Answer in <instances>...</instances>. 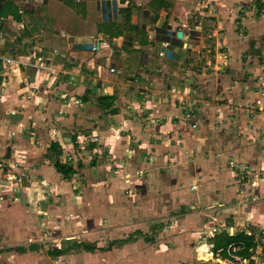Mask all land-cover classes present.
I'll return each instance as SVG.
<instances>
[{"label": "crops", "instance_id": "crops-1", "mask_svg": "<svg viewBox=\"0 0 264 264\" xmlns=\"http://www.w3.org/2000/svg\"><path fill=\"white\" fill-rule=\"evenodd\" d=\"M257 1L0 0V161L23 152V189L32 200L41 199L43 187L59 188L43 202L44 217H33H50L66 243L48 250L41 239L0 246V264H124L101 257L96 241L108 225L99 224L103 216L114 214L107 206L128 199L115 194L119 185L110 180L130 160L135 172H149L140 181L156 198L137 197L144 208L131 231L136 240L146 237L144 222L152 216L159 220L155 236L169 244L143 262L240 264L227 249H215L214 240L246 232L256 242L249 264H264V111L243 106L258 100L254 79L264 75V9ZM39 25L41 44L31 36ZM29 42L32 49L20 53ZM106 95L114 100L103 107L99 98ZM192 107L197 128L184 120ZM58 159L72 160V178L57 171ZM243 172L253 176L247 183H239ZM84 179L94 185L89 196L79 192ZM31 199L20 196L19 206L30 209ZM161 199L177 211L161 214ZM87 226L94 250L77 245L87 242Z\"/></svg>", "mask_w": 264, "mask_h": 264}, {"label": "rangeland", "instance_id": "rangeland-1", "mask_svg": "<svg viewBox=\"0 0 264 264\" xmlns=\"http://www.w3.org/2000/svg\"><path fill=\"white\" fill-rule=\"evenodd\" d=\"M256 3H257L256 4L257 10L259 12H261L264 9V3L261 4V0H258ZM35 26H37V25H35ZM40 27H41L40 25H39V27H35V29L37 30L35 35H31L30 32H20V34L23 35L24 37L26 35L30 34L34 41L41 44V41L43 40V38H42L43 32L41 30L44 28H40ZM40 32L42 34H40ZM17 36H19V33H17ZM17 40H19V42H20L21 38L17 37ZM29 44H30V42L27 44V46L20 47L19 52L20 53H23V52L28 53L27 51H29L30 48L32 49L33 44H35V42L33 44H30V45ZM7 48H8V46L6 47V49ZM40 68L45 69L42 66ZM52 71L55 72L54 69H52ZM254 81H256V84L258 85V87L256 88L257 92H258V100L254 99L251 103H248L247 105H243V106H245L247 109L254 110V111H257L259 113V112L264 111V101H263L264 100V75L262 76V73H261V75L257 79H254ZM26 87L29 88L28 92L31 93V91H32V94L38 93V92H36L38 90L34 89L32 87V85H28ZM39 90H40V88H39ZM28 95L29 94L26 93L25 96L28 97ZM38 95H40V92L38 93ZM245 112H247V111L245 110ZM85 128H87V127H85ZM81 132L84 133L85 130H81ZM93 138H95V136H93ZM4 145L6 148H9L8 147L9 145H6V144H4ZM16 151L17 150H15V152ZM19 152H16V156L13 157L14 159H11L9 162L5 161V160L0 161V163H1V165H0V246H3L4 248H6L9 245L28 244V243H30L31 240L40 241V239L42 240L41 242H43V244L45 245L44 248L47 250L49 248H55L56 246H59V245H65L66 244L64 241L65 239L56 238L59 233L56 234L57 231H55V229L53 227L51 229V226L49 225L50 224V217L48 218L45 216V218L40 219L39 221H38V218L34 219L35 213L40 214L42 217H44L43 213H41V210H45V208L43 206V202H45L47 199H49V197H51L52 195H59V193L57 194V192H59V190H58L59 188H57L55 186L53 188H52V186L43 187L42 191L38 192V194H37L38 197L41 199L32 200L31 198H29V195L25 194L26 192L23 189V187L25 186V181H26V179H28L27 174H26V170H24L23 166H22L23 165L22 160H24V155L22 154L23 152H20V153ZM71 159H67V161L63 162V163L71 165V161H72ZM114 160L115 159H113V158L111 159V161H114ZM126 160H127L126 162L129 161V159H127V158H126ZM132 162H133V160L132 161L130 160L129 163L123 164V168H117L118 170L112 171L113 177H112V180H110V181L114 182L115 188H116V183L119 185V187H118L119 189L115 190V194H117V192L118 193L120 192L118 196L123 195L124 197H126L128 199L124 200L121 198L122 200H124V201H122V203L114 204L112 206L111 205L107 206V209H112V212H114V214H113L111 220H109L108 217L103 216L104 220L102 219L99 224L101 226H103L102 223L108 224V225H106L107 227H105V229L100 230V232L102 233V237L98 238V241H96V242L99 243L100 246H103L101 249L105 250L104 252H98L99 255L103 258H106V257L109 258V256L110 257H116L117 260L119 259V261L124 260V264H129V263L134 264L138 261L140 262L139 264H148V262H146V260H144L145 262H143V258H144L143 256H148L152 251H159L162 249L167 250V248H169V244L166 243V246L163 245L162 240H165V238L161 237L160 234L155 236V232L157 234V230L159 229L158 227H155V224H156V222H159V220H153L152 216L148 217L150 219V221L144 222V223H146V227H147V229H146L147 230L146 235L148 236V237L146 236L147 238L145 236H143V237L141 236V237H139L138 240H136L138 238V236H136V232L131 231L135 228V224H133L132 222L134 220H137L136 217L139 216V214H141V212H143V208H144V205L142 203L137 202V197L141 198L143 195V196H147L148 198L152 199L153 202L156 201L155 200L156 198L154 197L155 196L154 192L150 193V189H148V188L143 189L142 186L144 183H142L140 181L142 179L144 180V176H146L147 173L149 174V172H146V173L135 172L133 167L130 165V163H132ZM108 164H109V162H108ZM112 164H113V162H112ZM118 164H119V162H118ZM118 164L115 163L114 166H120ZM240 164L244 168L250 167V165H247L248 163H240ZM131 169H133V170H131ZM249 170L251 171L252 169L249 168ZM109 171H107V172H109ZM72 175H73V173L69 175V178H65L64 176H62V177H63V179H70V178H72L71 177ZM246 176H248V177L250 176L251 178L253 177L250 174L245 173V172H243V174L240 173V176L238 177L239 183H247L246 180L248 181L249 179ZM115 177H116V179H113ZM81 179H82V177H81ZM127 180H129V181H127ZM82 181H81L82 183H81L80 190H79V192L81 193L80 195L85 196L84 193L82 192V191H84L87 193V196H89L90 193L92 194V191L89 192V189H93L94 185H88V183L85 179ZM123 183H124L123 188L128 189V190L125 189L124 192H122V190H121V186L123 185ZM132 183H133V185H131ZM138 184H140V189H138ZM243 189L244 188L242 187V191L244 192ZM96 192L99 195L100 194L103 195V192H101L100 190L96 191ZM243 192H241V193H243ZM37 195L35 197H37ZM20 196H21V199H22V197H25L27 199H31V201L26 202L25 204L28 205L29 208L32 209L33 211L30 212V209H26L23 206H19ZM121 199L119 201H121ZM102 200H104V199H102ZM164 200L165 199H163V200L161 199V201H159V203L156 204V206L158 205V207H159L158 211L160 212L162 210L161 214H162V212H167V210H172V212L177 211V209H176V207H174V205H170L169 203L164 204L163 203ZM159 204H161V205L164 204V205H162V207H161V206H159ZM163 206L164 207L166 206V207L163 208ZM90 207H92V206H89L88 209ZM95 212H97L99 215L100 207L97 206ZM87 214H92V212L87 213ZM108 214H109V212H108ZM147 216L148 215H145L146 218H147ZM133 218H136V219H133ZM98 219H99V217H98ZM98 219L93 218V221L88 220L89 223L92 224L93 228L98 226L97 225ZM129 219L131 221L128 222ZM163 223L168 224L167 221H165ZM125 226H128V227L126 228ZM37 228H40L42 230V237H40L37 234L36 231L41 232V230H38ZM87 230H88L87 235H85L82 238L87 240L86 243L92 244V243H90V240L95 239V237L93 236V234H90V233H92L91 232L92 231L91 226H87ZM20 233H22L21 236L19 235ZM14 234H16L17 236H14ZM79 240H80V238H79ZM74 241L75 240L71 241L72 246H73ZM110 244H113V247H111V249H113V250L109 254L108 250H110V247L108 248V245H110ZM3 247H1V248H3ZM97 248H99V247H97ZM200 249H201V247H200ZM80 251H82V250L76 249L74 251L75 252L74 254H76L78 256V253ZM197 253H198L197 257H199L200 254H199V252H197ZM202 253L204 254V251H202ZM83 258L84 257H80L79 258L80 261H84ZM201 259L202 260H199V263H201V264H209V263L210 264H214V263L218 264V261L214 258H209L208 260H206L205 258H201ZM226 259H224V260H226ZM230 259L233 260V258L231 256H230ZM219 264H222V263H219Z\"/></svg>", "mask_w": 264, "mask_h": 264}, {"label": "trees", "instance_id": "trees-1", "mask_svg": "<svg viewBox=\"0 0 264 264\" xmlns=\"http://www.w3.org/2000/svg\"><path fill=\"white\" fill-rule=\"evenodd\" d=\"M168 28V27H166ZM113 96H101L99 98L100 104L105 105L107 103L108 105H111V101H113ZM51 149L56 153V156L59 158V155L62 153V150L60 149L59 144H52ZM55 167L58 172H60L65 178L69 177L70 174L75 172V169L72 167V165L66 164L61 162L59 159L55 163ZM236 242L239 244V252L238 254L244 257H249L251 255L250 250L254 247H256V242L254 240V236L248 235L246 232H238L234 235H230L229 233L224 232L219 237H217L214 240V248L215 249H222L223 251H226L229 244ZM80 247H84L85 249L94 250L96 249L95 245L88 244V243H79L77 244ZM36 245H32L31 249L36 248ZM63 251V250H61Z\"/></svg>", "mask_w": 264, "mask_h": 264}, {"label": "built area", "instance_id": "built-area-1", "mask_svg": "<svg viewBox=\"0 0 264 264\" xmlns=\"http://www.w3.org/2000/svg\"><path fill=\"white\" fill-rule=\"evenodd\" d=\"M93 49L96 50L97 47L93 46ZM4 62H6L7 64L13 63L12 59H4ZM41 66L45 68L46 63H41ZM114 69H112L113 71ZM54 72V71H52ZM184 120L191 125V127L193 128H197L198 123H197V112L195 108H190L185 112L184 115ZM9 177V176H8ZM260 241L262 243H264V236L263 234L261 235ZM239 244L236 242H233L231 244H229V246L227 247V251L229 253V256H231L233 258L234 261L239 262L240 264H249V259L241 256L238 254L239 252Z\"/></svg>", "mask_w": 264, "mask_h": 264}, {"label": "water", "instance_id": "water-1", "mask_svg": "<svg viewBox=\"0 0 264 264\" xmlns=\"http://www.w3.org/2000/svg\"><path fill=\"white\" fill-rule=\"evenodd\" d=\"M178 36H180V37H181V36H182V32H179V33H178Z\"/></svg>", "mask_w": 264, "mask_h": 264}]
</instances>
